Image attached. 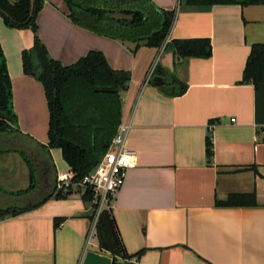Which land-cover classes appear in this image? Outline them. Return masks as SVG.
Masks as SVG:
<instances>
[{"label": "crops", "instance_id": "1", "mask_svg": "<svg viewBox=\"0 0 264 264\" xmlns=\"http://www.w3.org/2000/svg\"><path fill=\"white\" fill-rule=\"evenodd\" d=\"M150 1L157 10L174 11L167 40L208 38L211 55L175 63L164 47L79 26L64 0H43L36 14L39 39L63 65L99 50L112 69L129 73L120 91V123L130 126L125 145L135 152L136 165L102 210L109 211L125 251L140 252L136 264H264V120L255 116L254 86L241 81L251 46L264 44V4L198 9L184 2L177 7V0ZM33 36L0 15L19 129L0 134V201L19 199L3 189L18 191L26 179L29 185V168L14 146L48 140L43 86L21 62ZM154 76L163 84L155 85ZM169 77L186 84L185 91L170 93ZM48 152L56 173L69 170L59 148ZM82 192L75 187L66 197L0 219V264H111L96 232L88 238L95 204ZM235 194H253L254 203L245 197L242 205H217Z\"/></svg>", "mask_w": 264, "mask_h": 264}, {"label": "trees", "instance_id": "2", "mask_svg": "<svg viewBox=\"0 0 264 264\" xmlns=\"http://www.w3.org/2000/svg\"><path fill=\"white\" fill-rule=\"evenodd\" d=\"M0 0V15L9 26L30 28L33 45L21 52L25 74L41 82L49 110L48 140L46 144L34 142L32 148L14 146L27 164L29 185L11 194L20 203L0 207V219L15 216L41 205L51 197L68 196L74 186L65 192L56 187V172L49 149L59 148L62 156L78 181L91 171L108 149L121 119L120 91L129 80V73L112 69L103 53L90 50L69 65L52 58L37 35L36 14L43 0ZM68 17L79 26L112 38L133 41L145 40L149 46L172 52L175 63L185 57L206 58L211 55L208 38L170 39L174 11L157 10L150 0H64ZM185 5L207 9L214 4H264V0H184ZM124 15L114 18L113 14ZM127 16V17H126ZM170 78V77H169ZM168 79V78H167ZM242 82L251 83L255 92V116L264 120V44L251 46L242 75ZM170 93L181 94L186 84L171 77L166 82ZM169 86V87H168ZM18 133L16 114L12 106V89L5 57L0 45V134ZM212 143L206 139V155L210 158ZM80 188V187H76ZM90 188H84L82 198L91 202ZM245 197L251 203L253 194L230 195L217 205H242ZM248 202V201H247ZM95 207V206H94ZM59 219L55 220L57 225ZM99 245L112 254L111 264H136L140 252L128 254L118 236L108 210L100 212L96 223Z\"/></svg>", "mask_w": 264, "mask_h": 264}, {"label": "built area", "instance_id": "3", "mask_svg": "<svg viewBox=\"0 0 264 264\" xmlns=\"http://www.w3.org/2000/svg\"><path fill=\"white\" fill-rule=\"evenodd\" d=\"M182 2L183 0H177V7ZM163 47L164 44L161 49ZM129 127L128 123L118 125L106 152L101 156L96 166L78 181L73 180L74 173L71 170L56 174V187L62 192H65L69 186L90 188L92 191V202L95 207L88 238H91L96 232V223L101 210L116 196L125 181L127 171L136 165L135 152L125 145ZM261 132L264 133V129Z\"/></svg>", "mask_w": 264, "mask_h": 264}, {"label": "rangeland", "instance_id": "4", "mask_svg": "<svg viewBox=\"0 0 264 264\" xmlns=\"http://www.w3.org/2000/svg\"><path fill=\"white\" fill-rule=\"evenodd\" d=\"M27 184H28V180L26 179L25 183L22 185V188L20 190L25 189L24 187H26ZM2 191L10 193V194L12 192H17V191L4 190V189ZM19 203H20L19 199L11 198L10 200H7V201L6 200L0 201V207H5V206H8V205H14V204H19Z\"/></svg>", "mask_w": 264, "mask_h": 264}, {"label": "water", "instance_id": "5", "mask_svg": "<svg viewBox=\"0 0 264 264\" xmlns=\"http://www.w3.org/2000/svg\"><path fill=\"white\" fill-rule=\"evenodd\" d=\"M33 3H34V1H33V0H30V15H31L32 12H33ZM152 81H153V83H154L155 85H157V86H160V85L163 84V79H162L160 76H154V77L152 78Z\"/></svg>", "mask_w": 264, "mask_h": 264}]
</instances>
